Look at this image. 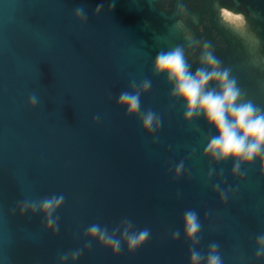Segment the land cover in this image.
I'll return each mask as SVG.
<instances>
[{
  "label": "water",
  "instance_id": "water-1",
  "mask_svg": "<svg viewBox=\"0 0 264 264\" xmlns=\"http://www.w3.org/2000/svg\"><path fill=\"white\" fill-rule=\"evenodd\" d=\"M177 2L0 0V264H61L63 253L77 249L83 252L74 264H190L186 210L199 214L198 251L206 255L215 242L223 264H264L255 258L256 238L264 235V160L242 165L241 176L231 174V160L212 164L203 152L214 129L202 117L186 123L166 77L153 75L161 50L187 45L174 26ZM182 2L190 33L211 42L246 98L264 107V61L260 70L251 62L255 53L250 49L247 57L242 41L219 20L224 10L242 15L264 60V0ZM80 6L87 14L83 24L74 14ZM144 79L152 86L141 96V110L161 117L152 136L117 105L131 81ZM181 161L184 171L176 176ZM217 183L228 193L226 203L213 190ZM53 194L65 198L55 213V235L40 213L19 211L25 200ZM125 219L136 231L150 230L135 252L122 244L114 256L95 240L85 248L90 225L111 232Z\"/></svg>",
  "mask_w": 264,
  "mask_h": 264
},
{
  "label": "clouds",
  "instance_id": "clouds-1",
  "mask_svg": "<svg viewBox=\"0 0 264 264\" xmlns=\"http://www.w3.org/2000/svg\"><path fill=\"white\" fill-rule=\"evenodd\" d=\"M104 5H97L95 15L100 14ZM113 5H109V10ZM75 18L81 24L87 21V14L82 6L75 9ZM188 6L178 0L175 28L182 31L187 45H177L167 51L161 50L153 62V75L166 77V82L171 87L170 98L182 102L184 105L183 119L186 123L204 119L206 124L214 129L216 135L205 137L207 141L203 156L212 164L233 161L231 174L241 176V166L252 164L260 159L264 160V107L246 98V92L240 87L237 78L232 75L231 67L224 66L222 60L215 55L213 45L207 40L196 39L188 30L185 19L188 17ZM196 17L192 16L193 22ZM243 24L236 30L242 31ZM192 51L189 52L188 50ZM196 49H200L197 66L193 72L191 58L196 56ZM152 81L144 79L139 84L131 81L129 91L120 93L117 105L126 109V116L138 117L143 131L151 136L161 127V117L151 109L141 110V96L151 89ZM38 98L32 95L29 106L35 107ZM99 116L94 118V122ZM184 171V162L175 166L176 176ZM214 168L209 169L208 178H212ZM220 175H223L221 170ZM214 191L219 192V198L226 203L227 191L221 190L217 183ZM234 194V193H233ZM63 194H53L40 200H25L19 205L20 215L31 212L40 213L44 217L45 229L51 230L55 235L59 230V217L55 216L57 210L64 202ZM207 213L205 217H207ZM202 225L199 214L195 210H186L183 214V234L185 240L191 243L189 249L190 264H223L218 251L219 244L211 243L207 254L197 250L200 243L199 233ZM117 233H120L117 238ZM89 243L85 248L91 247V241H97L104 248L110 249L114 256L119 255L121 246L126 245L131 254L143 246L150 237V230L145 228L134 230L133 223L125 219L120 226L111 232L107 227L99 224L90 225L85 233ZM180 231L173 233L172 239L176 241ZM257 260L264 258V235H259L255 241ZM83 249L70 253H63L60 257L61 264L71 259L73 264L82 255Z\"/></svg>",
  "mask_w": 264,
  "mask_h": 264
},
{
  "label": "bare ground",
  "instance_id": "bare-ground-1",
  "mask_svg": "<svg viewBox=\"0 0 264 264\" xmlns=\"http://www.w3.org/2000/svg\"><path fill=\"white\" fill-rule=\"evenodd\" d=\"M219 20L220 24L226 27L232 35L242 41V45L245 52L247 53V57L248 55L250 57V49L255 53L253 55V58L251 59V62H253L257 67H260L261 70V64L264 60L261 54L257 51L259 39L253 33H249V31L246 29V25L244 23V18L242 17V15H234L233 12L224 10ZM241 24H243L242 31H237L236 29ZM261 79L264 90V79L263 77Z\"/></svg>",
  "mask_w": 264,
  "mask_h": 264
}]
</instances>
